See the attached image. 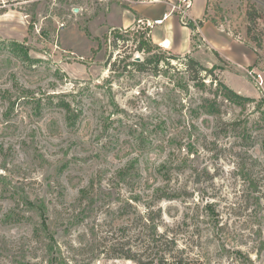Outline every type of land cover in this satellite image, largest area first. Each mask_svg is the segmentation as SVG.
Masks as SVG:
<instances>
[{"label": "rangeland", "instance_id": "374dc122", "mask_svg": "<svg viewBox=\"0 0 264 264\" xmlns=\"http://www.w3.org/2000/svg\"><path fill=\"white\" fill-rule=\"evenodd\" d=\"M153 1L0 0V264H138L156 239L264 264V0H207L245 68L155 43Z\"/></svg>", "mask_w": 264, "mask_h": 264}, {"label": "crops", "instance_id": "0c3cea01", "mask_svg": "<svg viewBox=\"0 0 264 264\" xmlns=\"http://www.w3.org/2000/svg\"><path fill=\"white\" fill-rule=\"evenodd\" d=\"M175 1L178 2V0L153 1L150 7H143L140 12L151 24V35L155 43L183 54L191 53L194 31L181 20V11L174 9L177 4ZM206 8L207 0H192L186 14L188 19L203 21L197 28L201 37L199 42L202 41L211 51H217L221 57L239 67L253 66L255 62L252 57L253 50L251 51L253 48H249L213 22L203 20ZM157 20L161 21L157 23Z\"/></svg>", "mask_w": 264, "mask_h": 264}, {"label": "trees", "instance_id": "16d2710c", "mask_svg": "<svg viewBox=\"0 0 264 264\" xmlns=\"http://www.w3.org/2000/svg\"><path fill=\"white\" fill-rule=\"evenodd\" d=\"M187 25L195 32L197 31V24L193 21L186 22ZM203 21H199V25H202ZM150 32V27H147L143 30H138L135 35V40L139 42V48L138 50H144L148 53H152L156 49L160 48L159 45L155 44L151 38V36H148V33ZM198 35V36H197ZM120 32H117V38L120 37ZM201 38L199 32H195L193 36V40L195 38ZM216 55L221 57L218 52H216ZM187 69L192 70L196 65L198 66V61L189 58V61L187 63ZM127 65H130L127 63ZM134 65L138 70L144 71L147 67V62L145 61H134ZM200 66V65H199ZM203 69H207L205 67H202ZM197 77V76H195ZM195 79V78H193ZM227 95L232 99H240L243 100L245 97H243L241 94L234 91L232 88L227 87ZM123 175H126L123 173ZM157 244H154L153 246L149 245L147 247L141 246L137 251L132 252L131 250H125L121 251L123 252L121 256L126 257L128 259L136 261L138 264H190L187 260L184 259L183 255L181 254V251L179 250L177 244H174L173 246L163 247L158 240L156 239ZM166 244V243H165Z\"/></svg>", "mask_w": 264, "mask_h": 264}, {"label": "built area", "instance_id": "2783aa9c", "mask_svg": "<svg viewBox=\"0 0 264 264\" xmlns=\"http://www.w3.org/2000/svg\"><path fill=\"white\" fill-rule=\"evenodd\" d=\"M179 3H177L175 6H174V9H177V10H181V14H184L186 15L187 14V11L188 9L191 7L192 5V0H178ZM161 20H157V23H159ZM151 25V24H149Z\"/></svg>", "mask_w": 264, "mask_h": 264}, {"label": "water", "instance_id": "95a60500", "mask_svg": "<svg viewBox=\"0 0 264 264\" xmlns=\"http://www.w3.org/2000/svg\"><path fill=\"white\" fill-rule=\"evenodd\" d=\"M140 59V57H138V60Z\"/></svg>", "mask_w": 264, "mask_h": 264}]
</instances>
